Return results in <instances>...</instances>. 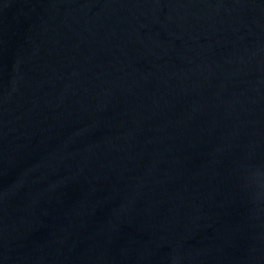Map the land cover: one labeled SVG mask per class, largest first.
Wrapping results in <instances>:
<instances>
[{
    "label": "water",
    "instance_id": "1",
    "mask_svg": "<svg viewBox=\"0 0 264 264\" xmlns=\"http://www.w3.org/2000/svg\"><path fill=\"white\" fill-rule=\"evenodd\" d=\"M0 264H264V0H0Z\"/></svg>",
    "mask_w": 264,
    "mask_h": 264
}]
</instances>
